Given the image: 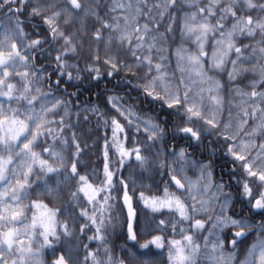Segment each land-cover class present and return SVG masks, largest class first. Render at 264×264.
<instances>
[{"label":"snow or ice","instance_id":"1","mask_svg":"<svg viewBox=\"0 0 264 264\" xmlns=\"http://www.w3.org/2000/svg\"><path fill=\"white\" fill-rule=\"evenodd\" d=\"M5 7L8 24L0 32V264H42L37 258L43 249L53 247V240L59 242L61 235L75 236L74 227L56 220L59 209H48L39 201L30 205L22 203L33 194L41 178L51 175L63 176L64 182L77 180L76 191L71 193L76 206H80V193L93 205L91 215L87 209L79 213V217L88 221L79 227V232L95 226L96 234L88 239L101 243L96 251H87L84 264L89 261L125 264L124 260L111 256L107 248L112 216L106 213L114 199L111 192L116 190L113 178L120 172L119 168L113 171L111 166L123 167L133 157L141 170L156 167L161 175L165 169L171 174L161 195L146 197L141 192L138 199L153 213L167 210L168 219H161L156 231L164 232L167 228L171 234L180 236V239H167L168 233L164 232L141 244V248L148 249L150 245L167 248L168 264H197L202 253L209 264H264V219L253 221L226 214L232 195L224 192V183L213 179L212 161L194 159L191 153L183 148L177 151L175 146L168 152L170 161L160 160L161 151L152 152L165 136L166 129L161 123L167 124V118L158 121L152 115L138 112L135 103H123L124 98L118 95L107 97L114 115L109 116L99 105H81L79 101L75 104L79 111L73 112L72 100L58 94L66 92L61 88L65 77L69 81L81 80L80 73L86 72L88 78L99 80L105 75L111 77L127 71L141 81L135 87L145 97L158 103L161 110H170L169 115L175 117L174 135L183 134L197 145L215 137L208 140L210 154L214 155L218 151L216 145H220L230 169V180L249 212L264 216V90H257V85L264 88V68L261 79L248 85L250 92L232 88L227 98L225 86L209 75L214 70L223 71L231 63L233 70L228 73V79L232 82L240 74L239 62L250 61L257 53L264 58V0H0V11ZM184 7L190 11L183 12L181 36L187 39L194 36L197 50L189 53L178 47L174 50L173 65L169 49L164 45L175 31L173 11H182ZM97 24L99 27H95ZM90 27L95 30L89 31ZM161 27L164 32L160 31ZM217 36L219 39H215ZM257 36L260 39L255 45L236 46L240 37ZM209 39H214L215 44L206 69L204 61L208 53L204 48ZM249 47L252 56L244 57L243 51ZM122 52L128 54L132 63L120 59ZM232 54L237 60L230 59ZM85 55L86 66L80 68L77 62ZM45 57L55 63L51 73L47 71L51 64H37L38 58ZM67 95L75 97L77 93ZM91 117L97 118V129L106 130L103 179L100 180L98 169L91 173L93 180H100L98 187L78 170L82 164L79 157L89 145L74 131L89 123ZM140 134L146 140L136 139ZM129 141L136 146L125 147ZM110 151L115 160L109 158ZM188 171L195 173V179L186 174ZM118 183L128 208V235L136 240L132 224L136 216L133 196L129 195L124 179ZM59 187L60 182L52 188L45 180L44 188L49 196L56 195ZM173 188L175 191L170 190ZM132 192L135 195V189ZM33 208H43L46 212L40 216L33 214L28 222L27 212ZM208 224L211 228L206 227ZM226 228L239 229L227 241L230 245L227 253L225 239L219 236ZM204 231L209 235L203 236ZM253 233L257 239L248 247L244 260H239L238 243ZM198 237L202 238V244ZM39 239L42 242L38 243ZM100 248L104 249L102 255ZM72 260L70 252L62 253L52 264H69Z\"/></svg>","mask_w":264,"mask_h":264},{"label":"flooded vegetation","instance_id":"2","mask_svg":"<svg viewBox=\"0 0 264 264\" xmlns=\"http://www.w3.org/2000/svg\"><path fill=\"white\" fill-rule=\"evenodd\" d=\"M12 6L15 7V5H12ZM6 12H7L6 7L2 11H0V32H2L8 24V20L5 16ZM33 38H35V37H33ZM55 55H56V52L53 50L52 56H55ZM37 64H38V66L42 65V64H51V67L47 68V71L49 73H51L53 68L55 67V63H54V61H52L50 59V57L38 58ZM81 77H82V79L77 81V82H76V80L69 81V80H67V77H65L61 82V88L66 89V92L58 93L59 95L64 96L65 99L72 100L73 107H72L71 111H73V112L79 111V108L75 107V104L77 103V101H79V103L81 105H87V104L99 105L101 110L103 109L104 112H106L109 116H111V115H114V113L112 111H110V106L107 103V97L108 96H112V95H118L121 97L122 96H129V100H131V99L137 100L135 103L137 105V108H138V99L137 98H139V96H140L143 99H145V96L142 93H140V94L133 93L129 88L123 89L122 88L123 82H125V81L120 75H118V77L103 76L99 80L90 79V78H88V76H84V77L81 76ZM55 79H56V76L53 75L52 80L54 81ZM80 83H84L85 87L83 88L82 86H79ZM45 90H47V89L45 88ZM67 93H77V96L70 97L67 95ZM122 102H124V100ZM142 105L145 109H149V103L148 102L144 101V103H142ZM137 108H136V111L138 110ZM153 110L157 113H160V107L159 106H158V108L153 106ZM72 120L75 121L76 117L73 116ZM96 124H97V122L95 124H92L90 121H89V123L85 124V130L88 132V136L86 138L85 143H87L89 145V147L84 151L83 155L81 157H79V159L82 161V164L78 165V170H79L81 175H88L89 176V183H92L94 186L98 187L100 185V180L103 179L104 158H103V151H102V157H100V158L97 157V151L94 150V148H93L94 145L96 144V142H93V139L97 138L99 141L103 137V135H105L102 133V131H105V129L103 127H100L99 129H97V128L92 129L91 125L96 126ZM91 130H94L93 134H95V136H92L89 133V131H91ZM208 140H210V139L207 138L203 143H201L199 145H197L195 142L194 143L190 142L187 145L183 142L170 141V140H169L170 141L169 142L168 138H166V140L163 138V144L165 145L166 149H167V147H169V151L173 148V146H175L176 150L180 149V148H183V149L188 148L187 152L191 153V155L195 156L198 160L205 161V162H207L208 160H211L212 164H214V155L210 154V149L208 146ZM36 150L40 151L39 148H37ZM72 151H74V149H72ZM194 153H196V154L194 155ZM44 158L47 159L48 157L45 156ZM115 159H116V157L113 160H115ZM126 163H128V162H126ZM128 164H130V174L132 173L133 179L136 182V184L134 183L133 186L138 187L137 186L138 174H137L136 161L134 163L132 161V164L129 162ZM68 167L70 168V162L68 164ZM111 167H112L113 171H115V169H117V168L120 169V172L116 176H114V178H113V182H114V184H116L119 179H123V177H122L123 167H121L119 164H113ZM93 169L99 170L100 180H93L92 179L91 173H92ZM125 172L128 173L127 170ZM45 180L47 181L48 186L52 187V188H56L57 182H60V187H59L58 193L56 195H52V196L48 195V193L46 192V190L44 188ZM225 182H228V181L225 180ZM76 184H77V180H73V179H70L67 182H64L63 176L51 175L50 177H43L39 181L38 185L34 186L33 194L30 195L29 197L25 198L22 201V203H23V205H30L33 201H39V202L47 205L48 209H53V210L59 209L60 211L57 212L56 220L59 222H65L63 216H66L69 218L73 213L72 207L74 206V200L71 197V193L75 191ZM122 190H123V188H122ZM116 191H117V188H116V190H114V192L116 193ZM35 193H40V195H36ZM138 193H139V191H138V189H136L135 195H132L133 196V206H134V209L136 210V221H135V224L133 227V230L135 233H136L138 218H139V205H138V197H137ZM233 196L235 198L234 205H233V207H234L233 211H235V214L237 216H242V212L244 210L241 207V203H244V200L240 199L239 193L236 191H235V195H233ZM65 197H67V203L68 204L66 205L65 208H62V209L58 208L56 201L59 198H65ZM45 212H46V209L33 208L31 211L27 212V216L29 217L28 222H30V218L33 214L40 216L41 214H43ZM250 217L254 221H259L262 219L261 217H264V216L257 215V216H250ZM250 217H248V215H247V218H250ZM57 231H58V229H57ZM60 232H59V234H60ZM63 238H65V240L69 239V238H66V237L61 235V239H60L61 242H63L62 241ZM136 238H137V235H136ZM39 240H42V239H39ZM59 242H56L54 240L52 248H45L42 250L41 256L39 258L42 260L43 264H52V261L55 260L57 258V256H59L61 254V253L57 252V248L55 249V247H57ZM48 254H50V255H48Z\"/></svg>","mask_w":264,"mask_h":264},{"label":"rangeland","instance_id":"3","mask_svg":"<svg viewBox=\"0 0 264 264\" xmlns=\"http://www.w3.org/2000/svg\"><path fill=\"white\" fill-rule=\"evenodd\" d=\"M179 7L180 6L178 5V8ZM182 10H184V11H182V12L176 11L175 13H173V15L176 17V23L173 25L175 31L172 34H169V36H168V43L166 45H164V46L166 48H168L169 50L172 51V49H173L172 46L173 45H171V43H173V41L176 39L177 40L176 41L177 42V47H175V49H177L178 47H181L182 46L189 53H195L196 50H197V44L195 43V37L193 36L190 39H187V38H182V36H181L179 22H181V20H182L183 12L190 11V9H188L187 7H184ZM166 20H165V22H166ZM141 23H143V21H141ZM160 31L161 32H164V28L161 27ZM215 39H219V37L217 36ZM214 44H215V40L214 39H209L205 43L204 51L208 53V56L205 57L206 60L204 61V64H205V68L206 69L208 68L209 64L211 63V54L214 51ZM244 45H247V44H244ZM236 46H237V41H236ZM237 47L243 48L242 46H237ZM249 50L250 49H248V51ZM122 56H124V54L120 53V59L121 60H122ZM243 56L244 57H250V56H252V52L249 51V53L247 52L245 55L243 54ZM233 58H237V56L232 54L231 57H230V59L232 60ZM254 59H259L258 54L255 55V58ZM84 60H87V56L86 55L83 56L82 59L80 60L82 63L86 64L87 61H84ZM80 61H78V62H80ZM74 62H76V61H74ZM126 62H128V61H126ZM129 63H132V62H129ZM261 64H263V66H264V60L261 61ZM263 66H260V68H259L260 71H261V68H263ZM230 67H232V65ZM101 70L106 71L104 69H101ZM108 70H110V69H108ZM222 72L223 71H220V70H214V71L209 72V75L210 76H213L216 80H218L221 84H223L224 81L221 80V77H220V75H222L221 74ZM84 76H87V75H84ZM106 77H109V76L106 75ZM238 77H240V75H237L236 79ZM238 79H241V78H238ZM260 79H261V75L257 78V80H260ZM126 80H129V81L128 82L127 81L126 82H123V87L122 88L123 89L129 88L133 93H138L139 92L138 91V88L135 87L136 85H134L132 83V80H136V79L132 78V75H131L130 77L126 78ZM257 80H255V81H257ZM77 81H79V80H76V82ZM130 81H131V84H129ZM251 82H253V81L251 80ZM229 87H230V84H229ZM233 87L234 88L235 87L236 88H240V89L244 88L241 85V83H239L237 85H233ZM257 90H264V88H261V87H259V85H257ZM248 92H250V91H248ZM122 97L124 98V102L123 103L132 104V103H136V101H137L135 99L129 100V96H122ZM137 99H138V107L139 108H142V110L144 111V113L147 112V114H150L149 113L150 111L147 110V109H145L143 107V105H141V103L139 101V98H137ZM90 122L92 124H95L97 122V118L96 117H91L90 118ZM94 127L96 128V126L91 125V128H94ZM83 128L85 129V124H83ZM105 132H106V130L105 131H102L103 134H105ZM129 136H131V133H129ZM208 138L211 140V139H214L215 137L213 136V137H208ZM136 139L141 140V141H144V140H146V137L143 136V135H139V136L136 137ZM158 144H159L158 147L157 148L154 147L152 149V152L154 153L155 151L159 150L162 153V156L160 157V160L162 161V160L167 159V160L170 161L172 159V157H170L168 155L169 147H167V149H166L165 146L164 147L163 146H160V142L159 141H158ZM135 146L136 145H134L133 143H131V141H129V142H127L125 144V147H127V148H132V147H135ZM95 148H97V146H95ZM187 149L185 148L186 151H187ZM178 150L179 149H177V151ZM165 153L167 155H164ZM112 155H113V153H112ZM147 155H151V153H147ZM113 156L115 157V155H113ZM192 157H194V156H192ZM194 159H197V158H194ZM132 161H133V163L135 162L134 157L131 158V159H129V160H126L125 163H124L123 169H122V174H124V172L126 170L128 171V173L125 172V174L126 175L129 174L126 177L122 175V177L125 180V182L128 183L129 193L131 195H133L132 189H135V190L138 189V191H139V193L137 194V197L138 198H139L141 192H143L146 197L159 196V195H161L162 194L161 193V190L169 182V178H170V175L171 174L166 169L165 170H162L163 171V176L160 179V181L162 180V182H160V181L155 182L154 181L155 179H153V176L154 175L151 174L150 172L153 170V168H156V167H150V168H148L145 171V170H141L140 167L138 166V163L136 162V164H137V174H138V180H137V186L138 187H135V186H133L134 183L130 182V180H134L132 173L130 174V164H128L129 162L132 164ZM126 162H128V163H126ZM156 163L158 164L159 161H157ZM212 165H213V169H214L213 179L217 183H221V182L224 183V185H225L224 192H230L231 195H232V201H231V204H230L229 209H228V211H227L226 214L227 215H230V216H233L234 218H238V216L235 214V211H233V208H234L233 205H234V200H235V198H234L233 195H235V191L238 192V190L236 189V187L235 188L233 187V189H235V191H234V193H232L229 190L228 185H227L226 182L218 180L217 177H216V169H215L216 167H215L214 164H212ZM186 174L189 177L195 179V173L194 172L188 171ZM166 175H168V177H166ZM135 184H136V182H135ZM115 185H116V188H117L116 193L114 191L111 192V195L114 197V199L112 201H110V203L112 204V207L106 213V215H109L110 214L112 216L111 226L109 227V230H108V233H107V241H108L107 248L110 249V255L113 256L114 258H115V253H114L113 249L116 246L115 244L119 241V235L121 233V230H124L125 231V236H126V239H127L126 229H127V223H128L127 217H126L127 215H126V212H125L124 207L122 206V201H121L122 200V197H123V192H122L123 190H122V188H121V186L119 185L118 182ZM77 186L78 185L76 184V188H77ZM150 188H153L152 189V192L150 191ZM170 190L175 191L174 188L173 189H170ZM254 191H255V189H254ZM80 194L83 196L82 198L85 201V209H87L88 212H89V215H91L92 214L93 205H91V204L88 203L87 198L83 195V193H80ZM105 194H107V193H105ZM102 195H104V194H102ZM240 199L244 200V198L242 196H240ZM138 205H139V218H138V224H137V229H136V235H137V238L136 239L140 243L137 242L136 244H134L132 250H133L134 264H143V263H140V259H139V258H141V255L140 254H142V251H143V248H140V244L141 243L144 244V243L150 241L154 237V236L151 235L153 233V231H151L150 226L148 225V222L147 221H150V224L153 225L155 221L159 222L163 218L167 220L168 219V212H167V210H164V212L153 213L152 210L150 208L146 207L144 205V202L142 200H139V199H138ZM197 218L198 219H202V220H206L207 219L206 216H198ZM155 219H157V220H155ZM86 223H88V221ZM206 227L207 228H211V224L206 225ZM57 229H58V234H59V232L61 231V229L59 228V226L57 227ZM238 230H239L238 228H232L230 231H226V232H230V235H231L228 238L227 241H230L231 239H233L232 238L233 237L232 236V232H235V231H238ZM95 234H96V232H95V226H90V228L87 229V240H86V242H88V243L89 242H91V243L93 242V243L97 244V248H98L99 245H100V243H101L100 241H98V240H89L88 239V237H91V236H93ZM208 235H209L208 231H204L203 232V236H208ZM250 235H252V234H250ZM253 235H254V237H250V238H249V235H248L247 238L242 239V242L238 243L236 251L238 253V259L239 260H244L245 255H246V252H247V249L249 247L245 243H247V241H250L253 238L255 240L257 239L256 233H253ZM172 239H180V236L176 235V238H172ZM198 240H199V242L201 244L203 243L202 238H199L198 237ZM39 242H42V240H38V243ZM213 242H215L214 239H213ZM53 243H54V240H53ZM252 243H250V244H252ZM226 247H227V250L225 251V253H227L230 250V245H228V243H226ZM210 248H211V244L209 245V249ZM99 250H100V253L102 255L104 249L103 248H100ZM162 254H164V255H167L168 254L167 248L164 250V252ZM202 257H203V253L201 254L200 257H197V264H209V261L206 258H202ZM37 259H38V261L42 262V260L39 257ZM34 264H36V262H34ZM42 264H43V262H42ZM166 264H168V263H166Z\"/></svg>","mask_w":264,"mask_h":264},{"label":"trees","instance_id":"4","mask_svg":"<svg viewBox=\"0 0 264 264\" xmlns=\"http://www.w3.org/2000/svg\"><path fill=\"white\" fill-rule=\"evenodd\" d=\"M103 2H107V0H103ZM184 10H182V11H184ZM182 11H179V12H182ZM175 12L176 11H173V13H175ZM101 15H104V11L101 12ZM167 23H168V20H166L165 24H167ZM181 23H182V20H181V22H179V24L181 25ZM90 25H91V22H90ZM95 27H99V25L97 24V25H95ZM94 30H95L94 27H90L89 28V31H94ZM259 39H260L259 36H257L255 39L240 37V38L237 39V46H242L243 47L244 44L255 45L256 40H259ZM176 41L177 40L175 39L173 41V43H171V45H173L172 47H173L174 50H175V47H177V42ZM173 49H172V51L169 50V52H168L169 54L168 55H169L170 59L172 60L173 65H174L175 64V56H174V50ZM248 49H250L249 51L252 52V50H251L252 48L249 47V48H247L246 50L243 51L244 55L247 52L249 53ZM122 54H124V56H122V61L132 62V60L130 59L128 54L123 53V52H122ZM233 55H235V54H233ZM258 57H259L260 60L253 58L250 61H246V62H243V63L239 62L237 67H238V70L240 71V74H239L240 77H238V78H241V79L237 78L235 81H232V82H229L228 73L233 70V65L231 63H229V64H227L225 66V69L221 73L222 75H220V77H221V80L224 81V83H223L224 86H225L224 94H225L226 98L229 95L228 90L234 88L233 85H237L239 83H241V85L244 87V88H242L243 90H245V91H251L252 90L251 88L248 87V85H249V83H251V80L255 81L261 75V73H260L261 71L259 70V68H260V66H263V64H261V61L264 60V58H261L260 54H258ZM232 60H237V58H233ZM84 61H87V60H84ZM77 63L79 64L80 68H84L86 66V64L82 63L81 61L77 62ZM231 65H232V67H230ZM263 68H264V66H263ZM102 69H104V68L102 67ZM244 69H247L248 71H243ZM80 75L83 76V77H84V75L88 76V74L86 72H81ZM118 75H120L124 79L125 82L126 81L128 82L129 80H126V78L131 76V74L128 73L127 71H120L119 74L114 75V77H118ZM132 83L134 85H137L138 83H141V81H138L136 79V80H132ZM129 84H131V81L129 82ZM229 84H230V87H229ZM79 86H82L83 88L85 87L84 83H80ZM138 91L139 92L137 94H140L141 91H140L139 88H138ZM139 101H140L141 105H142V103H144V101L149 103V109H147V110L150 111L149 115H152L156 120L163 121V119H162L163 117L168 119V123L167 124L161 123V127H164L166 129L165 136L163 137L165 140H166V138H168V140L170 139L171 141L183 142V143H185L187 145L191 142V141L187 140L183 136V134L174 135V131H173V127H172V121L175 119V117H172V116L169 115L170 110H168L166 108L163 109V110L160 109V113H157V112H155L153 110V106L158 108V106H159L158 103H153L147 97H145V99H143L140 96H139ZM138 112H141L143 114H147V112L144 113L142 108H139V107H138ZM181 126H183V125H181ZM94 129H96V128L94 127ZM74 131H77L78 133H80L82 135V137H83L84 142H86V138L88 136V132L83 128V125L80 128H76ZM93 132H94V130L89 131V133L92 136H95V134H93ZM107 135L110 138L111 137V132L108 131ZM140 135H143V134H140ZM104 136L105 135H103V137L99 141H98L97 138L93 139V142H96V144L94 145L93 148H94V150L97 151V157H99V158L102 157ZM192 143H194V142H192ZM158 145L159 144L157 142L155 147L157 148ZM83 146H84V144L82 143L81 147L83 148ZM95 146H97V148H95ZM216 147L218 148V151L214 154V165L216 167L215 168L216 169V177H217L218 180L221 178L223 181L226 180V181L230 182L231 187L235 188L236 187L235 183L230 180V176H229L230 169H229L228 165L225 162L226 158L222 154L223 150L220 147V145H216ZM194 154H196V153H194ZM144 155H147V153H144ZM109 157H110V159L113 160L116 156L114 157L112 155V152L110 151L109 152ZM150 173L154 175L153 179H155L154 180L155 182L160 181V179L163 176V175H161V170H158L157 168H155L154 172L151 171ZM122 175L126 177L129 174L126 175L125 172H124V174H122ZM166 177H168V175H166ZM160 182H162V180ZM152 189L153 188H150L151 192H152ZM75 191H76V188H75ZM82 197L83 196L81 194H79L80 206H78V207L76 206L77 201L74 200V206L72 207L73 208L72 215L69 218L66 217V216H63L65 222H67L70 227H74L75 228V230H76L75 236L69 238L68 240H65V238H63L62 239L63 242L60 241L58 243L57 247H55V249L57 248V252L58 253L62 254V253H69L70 252V255L72 256L73 260L70 261L69 264H73V261H78L79 264H84L83 258H84L85 255H87V251H96L97 250V244H95L93 242L92 243L91 242H89V243L86 242V240H87V229L83 233L79 232V227L84 225L87 222V218L79 217V213L82 210L85 209V201L83 200ZM56 203H57L58 208H61V209L65 208L66 205L68 204L67 203V197L59 198L56 201ZM241 207L244 210L242 212V214L244 216H247V215H248V217L257 216V215H252L249 212L248 207L246 206L245 202L241 203ZM261 218L264 219V217H261ZM249 219H251V217ZM155 220H157V219H155ZM158 223L159 222H157V221L154 222L153 233L151 234L152 236L162 235V234H164V232H167L168 233L167 234V239L176 238V235L171 234V232L167 228L164 229V232L156 231L155 229H156V225ZM183 226H186V225H183ZM230 230L231 229H224L222 232H220V234H221L220 237L225 239V249H224V251L227 250L226 243H227L228 238L231 236L230 232H226V231H230ZM250 237H254V235L253 234L249 235V238ZM253 239H251L250 241H247V243H245V244L250 246L251 245L250 243L255 241V239L254 240ZM137 242H138V240L136 242H128L127 239H126V236H125V231L121 230V233L119 235V241L115 244L116 246L113 249V251L115 253V259L124 260L125 264H134V257H133V250L132 249H133V245L136 244ZM138 243H140V242H138ZM85 245L88 246L87 249H85V247H84ZM165 249L166 248L157 249L154 245H150V247L148 249H143L142 254H140L141 258H142V259L139 258L140 259V263L144 264V261H148L149 264H164V263L166 264V263H168V258H167L168 254L167 255L162 254ZM48 255H50V254H48ZM66 258H67V256H66ZM89 264H91L90 261H89Z\"/></svg>","mask_w":264,"mask_h":264},{"label":"water","instance_id":"5","mask_svg":"<svg viewBox=\"0 0 264 264\" xmlns=\"http://www.w3.org/2000/svg\"><path fill=\"white\" fill-rule=\"evenodd\" d=\"M123 201V200H122ZM124 204V203H123ZM124 206H125V209H126V211H127V215H128V208H127V206L124 204ZM132 207H133V200H132ZM133 209H134V207H133ZM135 210V209H134ZM135 213H136V211H135ZM135 219H136V216L133 218V220H132V224H133V226H134V224H135ZM127 234H128V231H127ZM128 240L129 241H132V239H130L129 238V235H128Z\"/></svg>","mask_w":264,"mask_h":264}]
</instances>
